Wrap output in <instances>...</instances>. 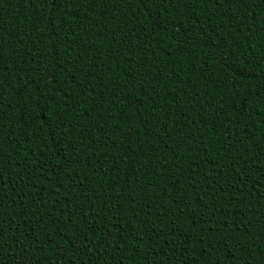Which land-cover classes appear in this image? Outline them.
Masks as SVG:
<instances>
[{
	"label": "trees",
	"instance_id": "trees-1",
	"mask_svg": "<svg viewBox=\"0 0 264 264\" xmlns=\"http://www.w3.org/2000/svg\"><path fill=\"white\" fill-rule=\"evenodd\" d=\"M0 264H264V0H0Z\"/></svg>",
	"mask_w": 264,
	"mask_h": 264
}]
</instances>
